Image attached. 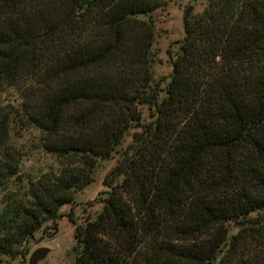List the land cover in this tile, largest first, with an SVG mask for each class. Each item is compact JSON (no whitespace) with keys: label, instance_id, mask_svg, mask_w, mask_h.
Wrapping results in <instances>:
<instances>
[{"label":"trees","instance_id":"16d2710c","mask_svg":"<svg viewBox=\"0 0 264 264\" xmlns=\"http://www.w3.org/2000/svg\"><path fill=\"white\" fill-rule=\"evenodd\" d=\"M168 8L0 0V255L116 160L77 264H264V0L187 4L157 78Z\"/></svg>","mask_w":264,"mask_h":264},{"label":"rangeland","instance_id":"374dc122","mask_svg":"<svg viewBox=\"0 0 264 264\" xmlns=\"http://www.w3.org/2000/svg\"><path fill=\"white\" fill-rule=\"evenodd\" d=\"M167 1L169 2V8L159 14L157 23L159 30L156 42L158 60L154 68L157 78L168 76L172 72L168 50L175 52L178 48L176 43L184 37V7L189 3H195L196 13H201L204 10L206 0ZM53 164L56 169L59 167L54 160H50L45 156H37L26 163L25 170L34 172L39 167ZM115 164L116 160L104 163L103 168L96 174L94 182L77 194L75 205L63 207L60 216L56 220L47 222L42 231L26 243L21 255L17 257L0 255V264H30L31 255L42 248L49 249V253L38 264H77L76 227L88 217L95 218L103 209V205L97 203L96 200L101 198L102 194L107 191L104 181ZM1 199L2 196L0 195V207H2Z\"/></svg>","mask_w":264,"mask_h":264},{"label":"water","instance_id":"95a60500","mask_svg":"<svg viewBox=\"0 0 264 264\" xmlns=\"http://www.w3.org/2000/svg\"><path fill=\"white\" fill-rule=\"evenodd\" d=\"M49 253V249L42 248L35 251L30 258V264H38L40 261L46 258Z\"/></svg>","mask_w":264,"mask_h":264}]
</instances>
